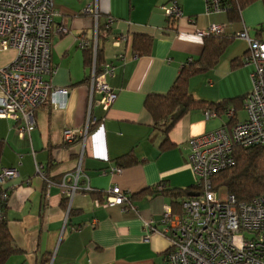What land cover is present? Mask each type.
<instances>
[{"label": "crops", "instance_id": "0c3cea01", "mask_svg": "<svg viewBox=\"0 0 264 264\" xmlns=\"http://www.w3.org/2000/svg\"><path fill=\"white\" fill-rule=\"evenodd\" d=\"M177 2L181 16L171 21L162 9L167 0H53L57 14L50 50L54 73L49 79L52 86L68 89L66 106L40 105L34 112V128L23 137L18 134L23 121L0 117V168L17 171L3 181L9 190L3 216L19 251L4 264H41L46 259L49 264H162L168 239L158 232L144 239L142 220L152 219L162 229L161 213L171 198L152 189L160 181L169 189L194 185L195 175L187 164L190 139L246 118L243 97L252 86V66L242 63L247 40L234 37L224 43L217 62L188 83L197 99L214 103L233 99L224 107L225 112L233 111L232 118L225 112L205 118L202 108H194L165 135L153 125L144 100L148 94L167 92L181 67L200 58L209 35L199 37L196 29L223 23L228 36L245 28L250 38L264 40V31H258L264 22L260 0L233 21L227 10L207 15L204 0ZM87 6H96V18L83 13ZM95 25L99 61L113 67L106 81L117 97L107 110L93 104L91 116L97 124L90 129L80 161L81 143L65 144L62 131L86 120L89 68L79 40L82 36L92 39ZM63 27L67 32H62ZM137 35L151 38L148 53L133 48ZM117 38L121 40L115 44ZM13 54V50L0 53V67ZM124 155L132 159L121 161L124 166L114 172ZM36 164L44 165L45 175L54 184L46 186ZM63 177L67 185L77 184L69 198L59 185ZM113 186L132 195L138 214L119 206L95 205Z\"/></svg>", "mask_w": 264, "mask_h": 264}, {"label": "built area", "instance_id": "2783aa9c", "mask_svg": "<svg viewBox=\"0 0 264 264\" xmlns=\"http://www.w3.org/2000/svg\"><path fill=\"white\" fill-rule=\"evenodd\" d=\"M223 1L204 0L205 13L226 11ZM162 9L171 21L181 16L177 0H167ZM83 13L98 16L96 6L85 7ZM56 14L53 0H0V53L7 50L14 53L12 60L0 67V117L23 121V126L18 129L20 137L34 128V112L40 105L49 102L55 108L66 106L68 89L52 86L49 79L54 73L50 50L52 21ZM225 26L211 23L204 30L196 29L195 33L199 37L221 34L225 32ZM62 32H67V28L63 27ZM234 35L247 40L248 51L242 63L252 66V86L243 97L246 118L191 138L187 164L195 175L193 192L197 195L185 197L177 213L171 205L165 206L159 221L162 229H157L152 219L142 220L144 239L148 240L157 232L168 239L162 264H264V192L248 203L237 205L227 191L223 196H217L220 188L214 190L211 181L214 174L233 165L235 147L264 144V40L250 38L245 28ZM120 40L117 38L114 43ZM79 46L91 49L92 54L85 85L88 92L86 120L81 125L63 129L62 140L65 144L81 143V161L90 128L97 121L91 116L93 104L107 110L117 92L106 81L112 76L113 67L102 63L99 72L97 70V25L93 38L80 37ZM225 114L228 118L233 117L232 110ZM204 115L209 118L217 113L206 110ZM113 171H120V168ZM36 172L46 181L47 187L54 184L45 175L43 164H36ZM79 172L80 166L76 169L77 176ZM16 174L14 168H0V184ZM59 185L68 198L77 190V184L67 185L64 177ZM163 187V182L156 186L158 189ZM130 196L113 186L104 200L94 203L103 207L119 206L124 212L138 214ZM6 198L8 193L1 192L0 201Z\"/></svg>", "mask_w": 264, "mask_h": 264}, {"label": "trees", "instance_id": "16d2710c", "mask_svg": "<svg viewBox=\"0 0 264 264\" xmlns=\"http://www.w3.org/2000/svg\"><path fill=\"white\" fill-rule=\"evenodd\" d=\"M255 1L257 0H224L222 4L227 10L229 20L233 21L239 18L241 11L245 7ZM260 1L264 5V0ZM258 31H264V22L259 26ZM207 35H204L207 37L204 38V49L200 58L196 61H189L181 67L167 92L162 94H148L144 100V107L151 115L153 125L162 130L165 135H167L173 125L182 116L194 108H202L204 111L214 108V111L220 114L225 112L224 107L233 101V99H225L221 102L214 103L204 99H197L188 89L189 79L212 67L217 62L224 43L235 37L234 34L228 36L225 32ZM150 43L151 38L148 36L137 35L133 37V48L141 53H148ZM83 50L85 65L90 69L92 65L91 49L84 48ZM99 50L100 48L98 46L96 54L97 70L101 65L99 61ZM235 65L236 64L233 66ZM96 124L97 121L91 127ZM167 141L168 139L166 138L164 142ZM2 150L3 141L0 140V158ZM131 157V155L120 157L117 161V167L122 168L124 164L121 161H127L128 158L132 159ZM211 181L214 190L219 189V187H224L226 191L234 197L237 205L248 203L255 197L261 195L264 192V144L247 148L235 147L233 165L214 174L211 177ZM160 182L164 183L162 189L156 188ZM160 182L155 185L152 192L169 196L171 198L170 205L174 213L180 211L181 202L184 199L177 202V198L186 196L196 189L195 184L185 189H169L164 181ZM1 192L9 194V190L5 189L3 184H0V193ZM130 197L132 199V195ZM6 201L7 198L5 201H0V264H4L9 256L19 251L10 236L3 216V208L6 205ZM41 264H49V260H42Z\"/></svg>", "mask_w": 264, "mask_h": 264}, {"label": "rangeland", "instance_id": "374dc122", "mask_svg": "<svg viewBox=\"0 0 264 264\" xmlns=\"http://www.w3.org/2000/svg\"><path fill=\"white\" fill-rule=\"evenodd\" d=\"M238 38H241V37H239V36H237ZM243 39V38H242ZM239 117L240 118H243L244 116H241V115H239ZM220 188V190L219 191H217V196H223L224 195V193H225V191H226V189L225 188H221V187H219ZM161 215H162V213H161Z\"/></svg>", "mask_w": 264, "mask_h": 264}, {"label": "water", "instance_id": "95a60500", "mask_svg": "<svg viewBox=\"0 0 264 264\" xmlns=\"http://www.w3.org/2000/svg\"><path fill=\"white\" fill-rule=\"evenodd\" d=\"M188 195H189V196H194V195H197V193L190 192Z\"/></svg>", "mask_w": 264, "mask_h": 264}]
</instances>
